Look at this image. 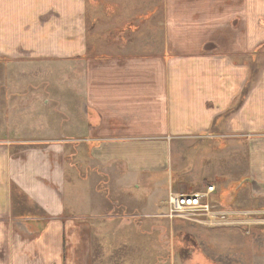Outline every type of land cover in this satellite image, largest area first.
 Here are the masks:
<instances>
[{
  "label": "crops",
  "instance_id": "1",
  "mask_svg": "<svg viewBox=\"0 0 264 264\" xmlns=\"http://www.w3.org/2000/svg\"><path fill=\"white\" fill-rule=\"evenodd\" d=\"M56 66L60 115L33 116ZM0 76V264H94L118 235L95 179L170 176L186 143L242 142L247 175L222 189L264 204V0H0Z\"/></svg>",
  "mask_w": 264,
  "mask_h": 264
},
{
  "label": "rangeland",
  "instance_id": "2",
  "mask_svg": "<svg viewBox=\"0 0 264 264\" xmlns=\"http://www.w3.org/2000/svg\"><path fill=\"white\" fill-rule=\"evenodd\" d=\"M56 67L52 77V98L44 99V95L51 93L43 87L35 96L28 98L32 105L29 112L33 116L51 109L53 116L60 115V76L55 74L60 67ZM3 77L0 76V87L6 79ZM45 79L38 77V85H44ZM6 95L0 92V105ZM44 100L48 106L43 105ZM11 112L10 109L0 108V116H11ZM20 117L26 119L23 115ZM7 138L4 134L0 135V140ZM186 144L185 148L170 158V176L151 175L142 181L130 183L131 186L127 188L113 185L114 182H110L107 175L101 174L100 178L95 179L94 195L100 198L94 199L101 200L102 210H107L104 203H110L113 211L105 214L116 216L102 225V233L116 229L118 235L95 238L99 242L95 245L94 264H264V212L263 215L255 213L264 211V204L258 203V196L249 184L241 187L240 193L233 191L230 195V190L222 189L226 183L230 185L238 178L241 183L244 180L242 178L246 177V146L242 142H229V154L221 156L216 153L220 143L215 141ZM201 145L203 148L199 147ZM73 162L70 159L69 163L73 165ZM205 171L228 174L231 180L227 177L201 176L198 179V173ZM208 185L215 186L216 193L212 197L226 209L253 210L251 216L254 219L245 220L250 225L245 228L234 224L215 227L185 219L161 218L171 192L189 193ZM69 189L67 186L68 193Z\"/></svg>",
  "mask_w": 264,
  "mask_h": 264
},
{
  "label": "built area",
  "instance_id": "3",
  "mask_svg": "<svg viewBox=\"0 0 264 264\" xmlns=\"http://www.w3.org/2000/svg\"><path fill=\"white\" fill-rule=\"evenodd\" d=\"M216 193L214 185L189 193L171 192L167 198L166 210L162 219H185L187 221L208 226H225L234 224L236 227L250 225L245 221L252 218L251 211L229 210L212 197ZM254 213V212H253ZM263 215L262 212H255ZM241 218V221H240ZM233 222V223H230Z\"/></svg>",
  "mask_w": 264,
  "mask_h": 264
}]
</instances>
